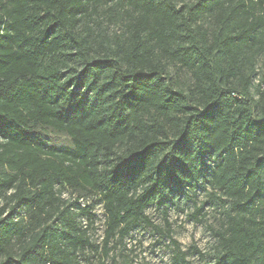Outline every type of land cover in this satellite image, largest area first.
Listing matches in <instances>:
<instances>
[{"label":"trees","instance_id":"obj_1","mask_svg":"<svg viewBox=\"0 0 264 264\" xmlns=\"http://www.w3.org/2000/svg\"><path fill=\"white\" fill-rule=\"evenodd\" d=\"M261 54L264 0H0V264H85L96 214L67 187L100 196L105 248L210 187L216 264H264Z\"/></svg>","mask_w":264,"mask_h":264},{"label":"rangeland","instance_id":"obj_2","mask_svg":"<svg viewBox=\"0 0 264 264\" xmlns=\"http://www.w3.org/2000/svg\"><path fill=\"white\" fill-rule=\"evenodd\" d=\"M184 1L189 0H178V3L183 4ZM101 10L103 23L97 30H103L105 37L114 42L125 31L126 21L104 13L107 12L105 6ZM205 22L207 25L210 23L208 19ZM256 70L252 88L255 99L258 98V90L264 87V54L258 56ZM169 80L184 91L192 85L190 74L175 64L169 65ZM41 133L50 144L71 145L66 136L50 130H42ZM210 192V187L191 191L190 197H181L172 204L167 214L158 206H151L147 210L151 223L138 224L124 242L111 241L108 248H105V211L100 196L70 187L66 188L63 196L68 201L91 206L96 214L95 224L90 230L93 246L83 252L85 264H216L217 239L213 230L221 227L223 207L210 199ZM2 202L0 197V204ZM83 221L86 222L85 219Z\"/></svg>","mask_w":264,"mask_h":264},{"label":"snow or ice","instance_id":"obj_3","mask_svg":"<svg viewBox=\"0 0 264 264\" xmlns=\"http://www.w3.org/2000/svg\"><path fill=\"white\" fill-rule=\"evenodd\" d=\"M0 131H2V126H0Z\"/></svg>","mask_w":264,"mask_h":264}]
</instances>
